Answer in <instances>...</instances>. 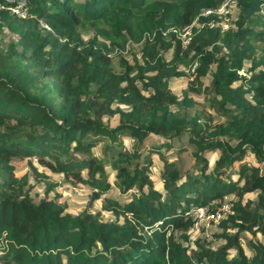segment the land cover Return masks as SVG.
Instances as JSON below:
<instances>
[{"label": "trees", "instance_id": "1", "mask_svg": "<svg viewBox=\"0 0 264 264\" xmlns=\"http://www.w3.org/2000/svg\"><path fill=\"white\" fill-rule=\"evenodd\" d=\"M224 1L26 0L21 17L9 8L17 0H0V31L17 36L0 41L1 264H264V0H234V26L222 29L204 10ZM181 76L189 82L178 95L170 80ZM191 91L204 93L218 122L194 109ZM114 114L111 126L103 117ZM187 148L197 172L182 177L171 155ZM216 149L209 169L205 151ZM151 152L163 162L162 188ZM13 157L91 187L86 207L66 212L32 166L47 181L34 201ZM110 172L120 190L135 191L124 202L106 197L113 218L102 219L89 207L111 187ZM228 194L223 242L190 251L193 207L215 209ZM242 231L256 236L250 254Z\"/></svg>", "mask_w": 264, "mask_h": 264}, {"label": "rangeland", "instance_id": "2", "mask_svg": "<svg viewBox=\"0 0 264 264\" xmlns=\"http://www.w3.org/2000/svg\"><path fill=\"white\" fill-rule=\"evenodd\" d=\"M264 6V4H263ZM233 8V6H230ZM237 16V9L234 7L232 9V18L228 20V23L236 18ZM231 22V24H233ZM84 37H86V33L83 34ZM17 36L15 34L10 33L8 30H1L0 31V41L2 46H6V44L12 40L16 39ZM133 51H136V47L133 46ZM171 50L169 49L167 52H165V56L168 58L170 57ZM129 60H131V57H129ZM250 66V64L246 61L245 65L243 68L239 70L240 73H246L247 68ZM189 77L187 76H181V77H174L171 78L170 80V89L175 92L178 95L182 94V90L186 88L187 83L189 82ZM203 83L209 84L211 80V75L210 73L203 76ZM190 95H192L195 100L196 104L194 109H198L200 111H205L209 112L210 114L214 115V111L211 107L208 106L206 97H204V93H195V92H190ZM213 123L218 122L220 119L217 115H214L213 117ZM104 121H106L109 125L113 126L118 123L119 116L117 114H114L112 116H104L103 117ZM120 139L124 142V146L127 148L132 146L133 144V138H131L127 133L122 134L120 136ZM156 141H159L160 138L158 136H155ZM101 143L98 144L93 150L97 154H101ZM173 153V152H172ZM219 151L216 150H206L205 151V156L208 158L209 163H208V168H212L214 165V161L216 157L218 156ZM172 158H174L175 162H177V166L181 171L182 177L185 175V172H192L195 173L197 172L196 169V163L194 160V157L192 155V149L187 148L185 149L180 155H171ZM28 158H21V157H13L11 159V162L14 164V171L15 173L20 176L24 173H27L28 175V182H30L31 187H30V194L33 197L34 201H38L39 198L43 197L45 195V188H46V183L47 181L44 179H39L37 175L34 174L32 170V166L36 168L37 171L39 172H45L47 173L48 177L46 178L49 182L53 183V188L49 191L50 197L56 198L59 202H62L65 204V210L68 213L71 214H76L79 211H81L84 207H86L89 198L91 196V187H89L86 184H83L79 181H74L72 179H64V176L61 173H55L51 172L49 168L38 162L35 158H32L31 164L29 163ZM151 159H152V165H151V171H152V176L154 178V182L157 184L158 187L162 188L161 186V180L159 181V175H160V170L163 166V162L159 156L158 153L156 152H151ZM246 159L249 162L255 161L253 159L251 154H248ZM236 167V165H234ZM264 166V165H263ZM231 172V170H230ZM83 175H85V172H82ZM109 180L111 182V187L109 190L106 192L102 193L99 198H96L95 200L92 201L89 209L91 211H97L99 210L101 213V218L102 219H111L113 218V215L109 210H105L102 208V203L104 202L106 197H111L115 198L120 202H124L128 200L132 192L135 191L133 189L128 190V191H122L120 188L116 185L115 179L113 172H110L109 174ZM133 190V191H132ZM257 191H251V192H246L244 194L243 200L245 201L246 199H254L256 197ZM235 199V196L233 194H228L226 195L223 199H220L216 209H220L222 219L226 217L227 215V210L223 208L224 204H227L228 206L231 205V201ZM217 203V201H216ZM215 209V210H216ZM193 218V225L187 229L188 235H189V241H184L185 244H188V248L190 251L195 250L196 247V242L200 241L204 244H210L212 247L219 246L222 242L223 239L221 237L217 236V233L222 232V228L219 225V220H216L215 218ZM121 219V218H120ZM256 239V236L252 234L249 231H242L241 232V245L244 247V250L250 254L251 253V244L250 240ZM1 264V263H0Z\"/></svg>", "mask_w": 264, "mask_h": 264}, {"label": "built area", "instance_id": "3", "mask_svg": "<svg viewBox=\"0 0 264 264\" xmlns=\"http://www.w3.org/2000/svg\"><path fill=\"white\" fill-rule=\"evenodd\" d=\"M235 7L234 0H226L218 7L215 8H207L204 10V13H216L221 20L218 21V24L221 25L222 29H227L229 26L233 24H229L228 20L232 18V7ZM12 12H15L17 15L21 17H26L29 15L28 8L26 6V0H17V3L14 6L9 7ZM42 25L47 27L45 22H42ZM223 208L227 210L228 213H232L231 205L228 206L227 204L223 205ZM216 209V208H215ZM212 209V204H204L201 206L193 207L192 215L194 218H215L216 220L222 219L220 209ZM227 213V214H228ZM227 216V215H226Z\"/></svg>", "mask_w": 264, "mask_h": 264}, {"label": "clouds", "instance_id": "4", "mask_svg": "<svg viewBox=\"0 0 264 264\" xmlns=\"http://www.w3.org/2000/svg\"><path fill=\"white\" fill-rule=\"evenodd\" d=\"M235 7H236V5H235ZM221 26V25H220ZM232 26H234V25H232Z\"/></svg>", "mask_w": 264, "mask_h": 264}]
</instances>
